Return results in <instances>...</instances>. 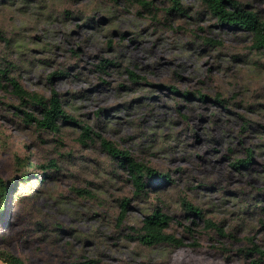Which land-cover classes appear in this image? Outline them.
<instances>
[{"label":"clouds","instance_id":"clouds-1","mask_svg":"<svg viewBox=\"0 0 264 264\" xmlns=\"http://www.w3.org/2000/svg\"><path fill=\"white\" fill-rule=\"evenodd\" d=\"M0 12V264H264V0Z\"/></svg>","mask_w":264,"mask_h":264},{"label":"rangeland","instance_id":"rangeland-1","mask_svg":"<svg viewBox=\"0 0 264 264\" xmlns=\"http://www.w3.org/2000/svg\"><path fill=\"white\" fill-rule=\"evenodd\" d=\"M173 10H174V9H170L169 11L171 12V11H173ZM3 22H4V15H3V12H0V23H3ZM73 32L75 33V32H76V29H73ZM118 34H119V31H118V30H113V35H114V36H115V35H118ZM129 35H131V33H130L128 30H125L124 33H123V37H122V38H127ZM132 43H133L134 45H136V46H139L138 42H136V41H132ZM109 50L111 51V49H109ZM77 51H80V49H78ZM33 52H34V53H39L40 50H39V49H33ZM6 75H7V74H5V76H6ZM58 75H59V76H63L64 74H63V73H61V74L53 73L52 76L49 77V79H50V80H56ZM185 79H187V78H185ZM155 86H157V87L165 86V87H166V85H159V84H158V85H155ZM190 94H191V93H190ZM9 107H10V108H15L16 106H15L14 104H9ZM33 107H34V109H35V108H38L36 103H34ZM221 159L224 160L225 158H224V157H221ZM254 161H255V158L253 157V161L251 162V164H252ZM259 163H260L259 161H255V164H256L257 166H259ZM233 167L235 168L236 166L234 165ZM240 168H241V169H246L245 166H240ZM184 255H185L184 251H181V252H179V253L177 254V257H176L177 264H183V258H184Z\"/></svg>","mask_w":264,"mask_h":264},{"label":"trees","instance_id":"trees-1","mask_svg":"<svg viewBox=\"0 0 264 264\" xmlns=\"http://www.w3.org/2000/svg\"><path fill=\"white\" fill-rule=\"evenodd\" d=\"M230 2H231V0H219L220 8L223 9V8L226 7L227 4L230 3ZM227 22H228V21H226V20H222V23H227ZM189 94H190V93H189ZM36 104H37V107H43V106H44L43 104H40V103H36ZM45 111H46V107H45ZM41 114H43V113H41ZM32 119H34V117H33ZM252 161H253V159H252V160H249V161L247 162V164H251ZM240 166H245V167H247V165L244 164V163H241Z\"/></svg>","mask_w":264,"mask_h":264}]
</instances>
